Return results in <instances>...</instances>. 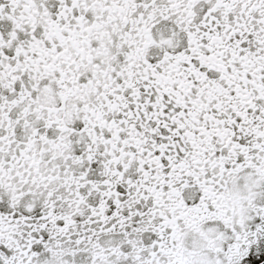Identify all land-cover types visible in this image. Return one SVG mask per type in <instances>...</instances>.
<instances>
[{
	"label": "snow or ice",
	"instance_id": "snow-or-ice-1",
	"mask_svg": "<svg viewBox=\"0 0 264 264\" xmlns=\"http://www.w3.org/2000/svg\"><path fill=\"white\" fill-rule=\"evenodd\" d=\"M0 264H264V0H0Z\"/></svg>",
	"mask_w": 264,
	"mask_h": 264
}]
</instances>
